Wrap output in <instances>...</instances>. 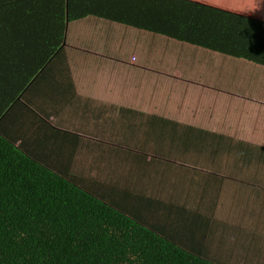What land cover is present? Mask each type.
<instances>
[{
  "label": "crops",
  "instance_id": "1",
  "mask_svg": "<svg viewBox=\"0 0 264 264\" xmlns=\"http://www.w3.org/2000/svg\"><path fill=\"white\" fill-rule=\"evenodd\" d=\"M65 36L0 133L193 254L264 264V66L95 15Z\"/></svg>",
  "mask_w": 264,
  "mask_h": 264
},
{
  "label": "trees",
  "instance_id": "2",
  "mask_svg": "<svg viewBox=\"0 0 264 264\" xmlns=\"http://www.w3.org/2000/svg\"><path fill=\"white\" fill-rule=\"evenodd\" d=\"M95 15L264 66V0H0V122ZM0 264H218L44 166L0 133Z\"/></svg>",
  "mask_w": 264,
  "mask_h": 264
},
{
  "label": "rangeland",
  "instance_id": "3",
  "mask_svg": "<svg viewBox=\"0 0 264 264\" xmlns=\"http://www.w3.org/2000/svg\"><path fill=\"white\" fill-rule=\"evenodd\" d=\"M168 49H169V47H168ZM172 52H170V54H171ZM137 57L139 58V62L137 63V65H139V63L141 62V61H143V55H141V54H139V53H137ZM60 61V60H59ZM136 62H133V64H135ZM241 67H244V68H248V71L250 72V71H252V73L251 74H249L247 77L248 78H252L251 77V75L252 76H254V75H256L257 76V74H258V72H259V67L258 66H255V65H253V64H249V65H247V66H242L241 65ZM108 71H110V69L108 68ZM254 78V77H253ZM154 84L156 85L157 83L154 81ZM159 88H161V87H159ZM161 92V91H160ZM168 99H170V98H164V97H162V96H155L154 97V100H155V107H157V109L158 110H162L163 111V114L164 115H169V112H170V108H172L173 106H175V105H178V102H175L174 101V99L171 101V104H170V106L168 105V103H167V101H168ZM189 107H193L192 105H189ZM169 117V116H168ZM208 122L210 123V124H212V122L210 121V120H208ZM161 134H159V135H157L158 137L160 136ZM179 141H177V143H178ZM263 143H257V144H252L253 146H258V147H262L263 148V151H262V149L260 150V151H255V150H252L253 151V153H255V152H262L263 154H264V140L262 141ZM259 157V156H258ZM264 164V163H263ZM257 169V172L259 171L260 173L263 171L264 172V165H263V167H261L259 170H258V168H256ZM250 175H251V177L253 176L252 174H251V172H248ZM237 190H239V189H237ZM262 201H264V199L262 200ZM253 204H256V202H252ZM247 245V244H246Z\"/></svg>",
  "mask_w": 264,
  "mask_h": 264
}]
</instances>
